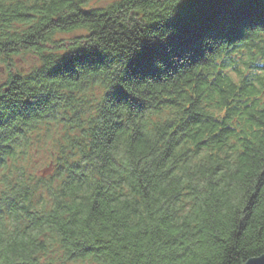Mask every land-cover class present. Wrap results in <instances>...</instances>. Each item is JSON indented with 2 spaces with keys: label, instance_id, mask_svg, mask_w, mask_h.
<instances>
[{
  "label": "trees",
  "instance_id": "trees-1",
  "mask_svg": "<svg viewBox=\"0 0 264 264\" xmlns=\"http://www.w3.org/2000/svg\"><path fill=\"white\" fill-rule=\"evenodd\" d=\"M85 4L0 0V264L264 255V0Z\"/></svg>",
  "mask_w": 264,
  "mask_h": 264
},
{
  "label": "rangeland",
  "instance_id": "rangeland-1",
  "mask_svg": "<svg viewBox=\"0 0 264 264\" xmlns=\"http://www.w3.org/2000/svg\"><path fill=\"white\" fill-rule=\"evenodd\" d=\"M115 0H86V7H101L106 6L112 3ZM82 35L80 32L71 33V34H61L56 36L57 40H62L68 42L74 37ZM14 66L12 70H18L22 73L28 72L31 69L38 67L40 62L38 57L33 53L21 54L20 56L13 59ZM8 76V71L5 66L0 63V84H2ZM96 91L94 90L91 98L95 95ZM43 128L39 132H35L31 138V144L28 148L29 161L27 170L29 173L34 175H42V171L48 168V163L52 159L53 155L57 152H54V140L57 136L63 132V125L60 124L56 129L55 133L51 136L50 139L45 140L46 136L43 133ZM31 164V165H30ZM53 168V167H52ZM47 174V173H46ZM45 174V175H46ZM49 174V171H48Z\"/></svg>",
  "mask_w": 264,
  "mask_h": 264
},
{
  "label": "water",
  "instance_id": "water-1",
  "mask_svg": "<svg viewBox=\"0 0 264 264\" xmlns=\"http://www.w3.org/2000/svg\"><path fill=\"white\" fill-rule=\"evenodd\" d=\"M48 170H43L42 175L44 176ZM244 264H264V255L257 257V258H252L246 261Z\"/></svg>",
  "mask_w": 264,
  "mask_h": 264
},
{
  "label": "clouds",
  "instance_id": "clouds-1",
  "mask_svg": "<svg viewBox=\"0 0 264 264\" xmlns=\"http://www.w3.org/2000/svg\"><path fill=\"white\" fill-rule=\"evenodd\" d=\"M177 11H178V8L176 9V13H177Z\"/></svg>",
  "mask_w": 264,
  "mask_h": 264
}]
</instances>
